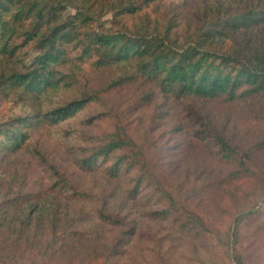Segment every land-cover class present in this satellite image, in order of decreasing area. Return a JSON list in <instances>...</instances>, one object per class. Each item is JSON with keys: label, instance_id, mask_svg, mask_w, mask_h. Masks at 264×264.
<instances>
[{"label": "trees", "instance_id": "obj_1", "mask_svg": "<svg viewBox=\"0 0 264 264\" xmlns=\"http://www.w3.org/2000/svg\"><path fill=\"white\" fill-rule=\"evenodd\" d=\"M108 12L109 25L101 19ZM86 64L90 75L84 73ZM127 92L139 107L164 109L162 116L172 121L173 147L191 151L205 145L217 162L233 168L230 178L252 177L249 164L255 157L226 131L202 117L178 114L175 119L170 113L185 103L238 105L255 127L264 129V0H0V95L21 102L16 115L0 120V154L30 144V129L55 128L90 105H106L114 94L118 98ZM110 119V131L89 136L78 149V167L124 182L127 198L150 208L154 219L170 220L195 237L213 234L166 187L146 144L129 131L126 112L113 110ZM33 150L49 182L40 181L42 189L17 195L9 205L38 201L48 193L91 203L99 221L120 230L111 253L124 247L136 231L108 209L106 196L80 190L41 149ZM259 213L264 214V207ZM254 216L249 212L236 220L235 264H247L238 247L239 229ZM64 237L53 232L45 245L46 258Z\"/></svg>", "mask_w": 264, "mask_h": 264}, {"label": "rangeland", "instance_id": "obj_2", "mask_svg": "<svg viewBox=\"0 0 264 264\" xmlns=\"http://www.w3.org/2000/svg\"><path fill=\"white\" fill-rule=\"evenodd\" d=\"M68 12L74 14L75 10L69 7ZM101 19L109 25L112 12ZM90 72L91 66L86 64L84 73ZM133 101L132 93L118 98L116 93L106 105H90L55 128L30 129V144L16 153L0 154V264H235V223L249 212L255 216L241 224L238 247L247 264H264V214L259 213L264 207V129L255 127L238 105L185 103L171 111L170 118L175 119L178 114L202 117L255 157L249 164L254 175L233 180L229 176L233 168L217 162L205 145L191 151L173 147L176 140L169 134L172 121L162 116L163 108L139 107ZM19 102L0 95V120L16 115ZM23 102L30 105L28 99ZM119 108L131 123L129 131L146 144L147 154L159 165L166 187L205 220L213 234L195 237L179 231L170 220L154 219L148 215L150 208L127 198L124 182L78 167V149L87 145L89 136L110 131V116ZM92 117L98 119L88 124ZM33 147L41 149L80 190L106 196L108 209L136 231L124 247L111 253L120 230L99 221L91 203L48 193L38 201L9 205L17 195L42 189L40 181L49 182ZM162 147L170 149L158 153ZM54 231L67 237L57 239L54 252L46 258L45 245Z\"/></svg>", "mask_w": 264, "mask_h": 264}]
</instances>
